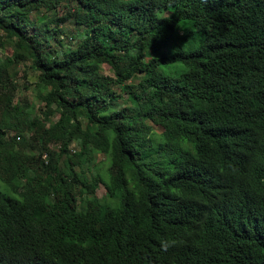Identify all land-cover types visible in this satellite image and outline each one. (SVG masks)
I'll return each instance as SVG.
<instances>
[{
  "label": "trees",
  "instance_id": "trees-1",
  "mask_svg": "<svg viewBox=\"0 0 264 264\" xmlns=\"http://www.w3.org/2000/svg\"><path fill=\"white\" fill-rule=\"evenodd\" d=\"M0 32V264H264V0H0Z\"/></svg>",
  "mask_w": 264,
  "mask_h": 264
},
{
  "label": "rangeland",
  "instance_id": "rangeland-1",
  "mask_svg": "<svg viewBox=\"0 0 264 264\" xmlns=\"http://www.w3.org/2000/svg\"><path fill=\"white\" fill-rule=\"evenodd\" d=\"M53 14V13H51ZM59 15L62 14V10H60L58 12ZM44 15V13H39V14H33L32 18L35 20H38L40 17H42ZM50 15L49 13H46L45 16ZM69 27V26H68ZM69 29H73L72 26H70ZM72 32V31H71ZM0 59L3 60L5 57L11 56L13 53V44L11 42H9V40L7 39V37L0 32ZM29 62L26 63H21L19 64V66H16L15 69L11 70V72H15L16 74L14 75V81L17 84V88L18 90L15 93V98L19 99L22 102H26V103H30L32 108V114L33 116H41V111L43 109V104L37 100V98L35 97V84H34V76L35 73L34 71L31 69ZM103 71L105 74L107 75H111L112 71L111 69L106 66L103 65L102 66ZM32 82V83H29ZM58 119V114L54 113L50 119V123L51 122H55ZM49 125V124H47ZM157 131H159L157 129ZM31 133H28V136ZM53 148H56L55 146ZM71 150H76V147L74 144H72L70 146ZM99 158H102L101 156H99ZM96 195L100 198L102 196H106V191L103 188L102 185H100L98 187V189L96 190Z\"/></svg>",
  "mask_w": 264,
  "mask_h": 264
},
{
  "label": "clouds",
  "instance_id": "clouds-1",
  "mask_svg": "<svg viewBox=\"0 0 264 264\" xmlns=\"http://www.w3.org/2000/svg\"><path fill=\"white\" fill-rule=\"evenodd\" d=\"M244 189H242L239 193V197H240V201L238 205H243L244 201L247 202V204L250 207V210H252L253 208H255L256 206H258L261 202L259 195H257V197L255 199H249L248 197L245 196L244 194ZM253 230H258V231H263V227L261 224H259L258 222L255 223V226L253 228Z\"/></svg>",
  "mask_w": 264,
  "mask_h": 264
}]
</instances>
